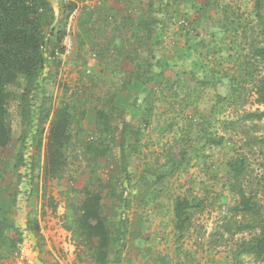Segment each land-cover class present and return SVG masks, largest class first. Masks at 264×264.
<instances>
[{"label":"rangeland","instance_id":"374dc122","mask_svg":"<svg viewBox=\"0 0 264 264\" xmlns=\"http://www.w3.org/2000/svg\"><path fill=\"white\" fill-rule=\"evenodd\" d=\"M95 1L77 3L91 8ZM255 1L162 0L158 6L156 1L152 11L166 20L153 16L159 25L129 42L114 33H123L124 27L105 17L97 29L94 17L91 38L82 34V44L75 25V49L64 64L55 59L56 40L50 37L40 79L51 107L66 104L75 115L68 165L43 186V155L40 151L35 159L38 169L29 171L32 151L27 138L26 165L13 167L22 127L18 102L9 99L12 144L0 148V213L9 209L7 215L22 241L17 252L2 249L0 264H95L93 244L78 238L72 221L90 176L82 147L98 139L95 119L100 110L117 130L122 122L141 130L138 152L129 157L126 177L120 167L118 132L98 169L104 182L116 178L117 196L120 193L127 200H110L102 192L110 231L115 233L121 221L127 222L119 264H258L248 256L234 257L236 243L255 235L254 226L264 219V119L242 118L246 112H264L254 93L264 67L251 57L252 49L260 45ZM260 2L264 13V0ZM54 17L59 30L64 21L56 5ZM92 54L95 63L87 74ZM246 58L249 68L243 67ZM234 78L240 82L236 100L231 94ZM6 89L13 95L21 91L18 86ZM141 111L150 112L147 124ZM206 136L221 137L222 142L207 145ZM239 160L245 163L239 185L259 206L256 220L242 213L239 196L231 187L227 163ZM180 163L183 166L175 171ZM176 197L202 204L190 211L191 227L180 242L174 231ZM28 220L37 222L39 238L27 231ZM239 227L246 229L240 232Z\"/></svg>","mask_w":264,"mask_h":264},{"label":"trees","instance_id":"16d2710c","mask_svg":"<svg viewBox=\"0 0 264 264\" xmlns=\"http://www.w3.org/2000/svg\"><path fill=\"white\" fill-rule=\"evenodd\" d=\"M54 5L58 7L65 22L69 13L76 11V26L78 28L81 44L82 34L90 35L91 25L94 21L95 12L88 5H78L77 0H0V148L7 149L12 144V131L9 126V112L7 102L14 98L18 102L17 111L22 127L19 138V147L14 157L19 165H26L24 155L27 151V138L31 140V153L29 162L30 170L38 169L36 160L43 155L40 182L46 186L48 181L56 178L67 168L68 147L71 143V125L76 122L75 115L69 110L66 104H60L54 108L50 105V99L43 90L40 75L45 64V49L49 44L50 37L55 38L57 48L63 32V26L59 30L54 27ZM262 3L255 1L254 12L257 20V35L260 38V45L255 46L251 51V57L264 67V13H261ZM148 24V26H150ZM149 29V28H148ZM91 40V39H90ZM243 67L249 68V60H243ZM250 76L251 71L246 72ZM137 76H133V78ZM232 79L231 94L236 100L239 93V80ZM236 82V83H235ZM7 86L21 87L18 94H11L7 91ZM256 104L264 107V76H262L256 86ZM147 98V99H146ZM146 102H149L147 96ZM221 101L228 102V98ZM117 110V108H115ZM142 121L147 124L150 112H140ZM83 113L80 114V118ZM244 121H261L264 119V112H246L242 116ZM97 140H88L83 145V154L87 157L90 176L85 186L81 189L83 198L79 205V212L73 219L72 224L78 238L85 243L93 244L92 259L95 264H119L124 248V235L127 231L125 219L120 222L117 231H110L107 218L103 214L102 201L103 191L110 200L127 202L118 193V183L116 178L108 177L104 182L98 175L101 160L107 157L110 144L115 142L113 137L118 132V148L120 156L121 172L128 175L129 157L138 152V143L141 130L138 127L122 122L117 130L111 126L110 117L106 112L100 110L95 119ZM115 129V130H114ZM114 131V132H113ZM207 137V136H206ZM222 138L207 137V145H220ZM182 161L186 160V154L181 153ZM36 159V160H35ZM183 166L182 163L175 166V171ZM231 187L239 196V205L242 213L255 217L260 216L259 206L256 202L245 194V190L240 187L239 180L245 169L242 160L229 161L227 163ZM114 186V189H113ZM45 198V197H44ZM47 200H51L48 198ZM52 205V203L50 204ZM202 206L201 202H194L185 197H176L173 202L174 231L176 241L180 242L191 227V210ZM6 212L0 213V257H4L2 249L7 247L12 252L18 251L21 243V233L14 226ZM55 212V206H52ZM42 211V216L45 215ZM257 233L249 239H241L235 246V258L241 256L251 257L254 262L264 264V219L254 226ZM27 231L40 237V230L37 222L28 220L26 222ZM246 228L239 227V231Z\"/></svg>","mask_w":264,"mask_h":264},{"label":"crops","instance_id":"0c3cea01","mask_svg":"<svg viewBox=\"0 0 264 264\" xmlns=\"http://www.w3.org/2000/svg\"><path fill=\"white\" fill-rule=\"evenodd\" d=\"M161 4L162 0H96L91 2V9L98 7L95 11L94 17L97 19V26L100 21H104L107 17L111 22L114 21L115 25H121L124 27L123 33L114 32L116 36L122 37L128 42L134 38L143 36L146 29L153 28L154 24L159 25V22L152 20L153 16L160 17V21H165V16L156 14L152 11V8L156 5ZM90 7V6H89ZM102 12H101V11ZM169 13V11L164 12ZM148 26V24H150ZM139 30L137 33L135 30ZM152 33L151 31H149ZM136 33V34H135ZM116 37V39L118 38ZM114 47H117L114 45ZM123 47V46H122Z\"/></svg>","mask_w":264,"mask_h":264},{"label":"built area","instance_id":"2783aa9c","mask_svg":"<svg viewBox=\"0 0 264 264\" xmlns=\"http://www.w3.org/2000/svg\"><path fill=\"white\" fill-rule=\"evenodd\" d=\"M76 18H77V12H71L68 14L64 26H63V36L60 42V46L55 49L54 51V56L55 59L58 62H64L71 56L75 49V43H74V37H73V30L76 25ZM95 54H92L89 59H88V64H87V70L86 73H90V68L94 65L95 63Z\"/></svg>","mask_w":264,"mask_h":264}]
</instances>
